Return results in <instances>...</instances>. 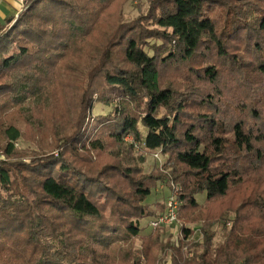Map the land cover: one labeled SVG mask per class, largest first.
<instances>
[{
	"label": "trees",
	"instance_id": "16d2710c",
	"mask_svg": "<svg viewBox=\"0 0 264 264\" xmlns=\"http://www.w3.org/2000/svg\"><path fill=\"white\" fill-rule=\"evenodd\" d=\"M112 2L23 0L18 16L0 24V110L39 100L58 61L91 35ZM178 70L201 86L194 99L177 96L166 82L165 72ZM88 77L86 102L94 94L101 102L119 101L99 119L101 133L119 146L131 137L146 152L167 157L165 166L182 187L179 218L201 206L200 194L211 218L216 201L258 174L248 171L264 161V131L257 125L264 122V0H150L146 16L114 31ZM233 84L246 94L235 105ZM225 98L232 100L226 118ZM91 109L83 110L80 128ZM0 128L2 153L13 160L20 132ZM91 147L104 144L95 140ZM119 170L126 177L133 172ZM151 178L132 183V197H118L107 219L96 196L116 198L114 189L88 181L62 158L30 165L0 160V264H155L158 249L169 244L159 232L134 253L118 244L139 237L140 221L164 211L162 203H145L159 180ZM255 196H238L220 210L221 219L234 214L222 246L212 249L204 229L200 253L189 259L175 250L173 264H264V197ZM182 232L187 240L191 232Z\"/></svg>",
	"mask_w": 264,
	"mask_h": 264
},
{
	"label": "rangeland",
	"instance_id": "374dc122",
	"mask_svg": "<svg viewBox=\"0 0 264 264\" xmlns=\"http://www.w3.org/2000/svg\"><path fill=\"white\" fill-rule=\"evenodd\" d=\"M149 6L150 0H113L110 7L100 13L101 20L91 35L86 39L77 40L58 61L54 79L49 83L48 91L41 92L39 100L31 98L21 105L0 110V127L2 124L3 127L11 125L20 132V138L14 142L17 157L12 160L2 153L5 138L0 128V160L30 165L32 161L45 160L46 157L62 158L74 171L82 173L88 181L101 185L102 189H114L116 198H108L107 193L102 191L96 196L97 203L107 219L113 214V207L117 204L118 197L125 200L132 197V183L140 180L141 177L159 178L156 188L151 190L150 196L145 200L146 204H164L170 195L180 196L182 193V187L174 180L175 176L171 170L165 166L167 157L160 150L146 152L140 146L134 145L131 137H126L124 145L119 146L101 133L103 128L97 126L99 119L111 115L112 110L119 103L118 100L110 103L101 102L96 94L93 96L95 101L86 102L84 98L86 95L84 92L90 83L88 72L99 62L100 55L108 46L114 31L120 25L128 27L137 18L146 16ZM180 73V70L175 74L170 71L165 72L166 82L175 89L177 96L187 100L194 99L201 86L188 80L186 76H181ZM230 89L229 97H234V105L238 103V97L246 98L240 86L233 84ZM225 99L222 101L221 113L226 118L231 115L232 100ZM90 105L92 109L85 115L84 126L80 128L78 124L83 116V110H87ZM257 125L264 131V122ZM95 140L104 144L103 150H95L91 147V142ZM262 149L264 151V146ZM216 165H219V162H216ZM126 168L133 170L131 177L123 176L119 170ZM258 168L259 170L255 172L249 168L248 173L258 174L249 175L240 187L232 189L227 197L213 204L210 208L211 218L206 219L203 210L206 205L205 194H200L196 198L201 206L191 209L185 218L178 217L176 225L153 229L149 223L154 218L143 219L140 221L142 231L139 237L123 240L118 244L134 253L144 247L145 237L152 235L154 231L159 232L160 240L164 243L169 241V244L164 250L158 249L155 264H173L172 255L175 250H181L184 257L187 256L189 259L200 253L203 231L206 229L212 237L211 248L218 249L224 244L234 219L233 213L223 214L221 219L220 210L232 205L238 196L250 197V200H254L255 195L264 197V161ZM88 184L92 186L91 183ZM217 218L219 220H214ZM206 223L210 225L207 226ZM183 228L191 232L187 240L183 236ZM117 255L118 253H113L115 261L118 260Z\"/></svg>",
	"mask_w": 264,
	"mask_h": 264
},
{
	"label": "built area",
	"instance_id": "2783aa9c",
	"mask_svg": "<svg viewBox=\"0 0 264 264\" xmlns=\"http://www.w3.org/2000/svg\"><path fill=\"white\" fill-rule=\"evenodd\" d=\"M181 202L176 194L170 195L164 201V211L155 217L150 223V227L155 229L158 227H171L178 222V210Z\"/></svg>",
	"mask_w": 264,
	"mask_h": 264
},
{
	"label": "crops",
	"instance_id": "0c3cea01",
	"mask_svg": "<svg viewBox=\"0 0 264 264\" xmlns=\"http://www.w3.org/2000/svg\"><path fill=\"white\" fill-rule=\"evenodd\" d=\"M23 0H0V24L17 17L22 9Z\"/></svg>",
	"mask_w": 264,
	"mask_h": 264
}]
</instances>
